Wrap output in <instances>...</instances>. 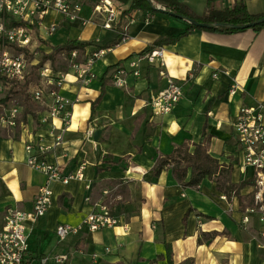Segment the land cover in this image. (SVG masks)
Masks as SVG:
<instances>
[{"label":"crops","instance_id":"obj_1","mask_svg":"<svg viewBox=\"0 0 264 264\" xmlns=\"http://www.w3.org/2000/svg\"><path fill=\"white\" fill-rule=\"evenodd\" d=\"M76 1L82 6L79 18L87 24L68 22L52 12L34 27L37 44L44 46L41 41H45L58 46L78 40L105 45L119 33L122 39L94 61V77L87 86L76 80L69 61L65 60L68 70L58 71L64 76L59 93L77 102L71 107V125L63 142L49 152L48 160L59 165L64 176L81 163L85 167L81 181L52 183L45 216L27 224L32 264H38L40 257L56 255L67 256V264H168L160 257L166 245L173 264H264V220L259 210L248 212L255 204V173L241 168L233 128L240 108L264 104V29L232 35L192 31L162 48V66L142 63L140 77L128 76L126 89L107 82L92 113L109 68L120 63L119 68H127L130 56L139 55L158 38L178 35L186 25L161 13L146 19L137 11L120 18L132 0L126 4L112 0L119 15L105 29L107 14L94 10L100 0ZM182 1L196 16L206 10L207 0ZM236 2L222 0L215 9ZM246 8L252 15L264 14V0H247ZM51 23H57V31L64 36L54 43L45 31ZM93 50L90 47L78 55L77 62L84 63ZM167 78L180 84L182 97L170 113L154 116L149 103L166 88ZM232 85L236 86L233 96L228 92ZM34 104L35 119L30 114L23 118L22 111L15 128L0 127V225L5 209L31 211L33 198L45 183L43 174L27 166L24 146L37 138L52 146L61 127L59 120L47 125L39 122L48 100ZM205 123L212 136L208 154L224 164L234 162L231 183L253 181L240 190V198L234 194L227 198L208 179L197 187H182L170 170L150 177L157 161L179 146L186 144L192 150ZM51 128H55L53 134ZM89 130L101 131L97 141L85 137ZM105 190L112 192L120 226L82 231L60 241L55 227L80 224L91 210L90 203L101 200ZM123 225L128 226L127 233Z\"/></svg>","mask_w":264,"mask_h":264},{"label":"built area","instance_id":"obj_2","mask_svg":"<svg viewBox=\"0 0 264 264\" xmlns=\"http://www.w3.org/2000/svg\"><path fill=\"white\" fill-rule=\"evenodd\" d=\"M81 4L76 0H0V39L11 45L13 51L10 53L0 45V84L10 89L12 85L22 84L28 75V69L32 62L27 52L32 54L37 47L34 27L41 25L45 17L54 12L62 16L68 22L79 21L82 26L87 23L80 20ZM163 9L162 7H157ZM96 12L107 14L105 29L118 19V9L112 0H100L95 6ZM10 20L28 24L8 26ZM58 30L57 23L49 24L45 31L47 36H53ZM27 51V52H26ZM105 49L94 51L84 63L77 62L78 54L72 52L68 61L76 80L83 86H87L94 77L91 68L94 61L104 55ZM163 49L157 48L150 53L131 58L127 68H118L112 74V85L117 88L126 89L127 78H139L142 63L163 65ZM163 76H165L163 74ZM215 77V76H213ZM37 83L28 84L27 93L31 95L34 103H44L48 100L46 111L39 119L40 124L47 125L53 120H59L61 127L54 138L52 146H46L41 138L24 146L27 166L45 177V183L40 187L33 198L31 211L20 212L11 208L5 209L2 223L0 225V264H32L29 256L27 224L35 219L44 217L51 205L52 190L50 185L54 182L67 185L70 180L81 181L85 164L81 163L77 170L68 176L62 174L59 165L49 162V152L59 147L64 135L71 125V107L77 100L63 97L59 91L64 82L62 73L53 72L50 61H46L37 70ZM167 86L156 97L152 98L149 107L154 116H162L171 112L182 97L180 84L167 78ZM229 95L236 93V86L232 85ZM22 106L0 105V127L15 128L18 124ZM237 145L240 149L241 168H250L255 173L254 178V207L248 212L260 211L264 220V104L256 107H242L235 115L233 124ZM55 128H51L53 134ZM87 139H92L93 131L85 133ZM110 191H103L101 200L90 203L91 210L80 224L64 225L55 227V235L60 241L69 236H77L82 231L94 233L101 230L113 229L120 226V216L114 213L112 208L113 195ZM90 202L89 198H85ZM247 221V218L244 219ZM124 232H128V226H122ZM52 260L55 264H67V256L56 255L53 257L43 256L38 264H48Z\"/></svg>","mask_w":264,"mask_h":264},{"label":"trees","instance_id":"obj_3","mask_svg":"<svg viewBox=\"0 0 264 264\" xmlns=\"http://www.w3.org/2000/svg\"><path fill=\"white\" fill-rule=\"evenodd\" d=\"M221 1L222 0H207L206 10L203 15L196 16L184 5L182 0H132L129 4L128 10L122 12L120 18H123L132 12L138 11L144 18L150 19L152 16L160 13V11L156 9L157 6H161L163 8L164 15H167L169 17H171L172 14L180 15L188 21H194L199 24H226L230 26H243L253 23L264 16V14H250L246 8L247 0H237V2L231 7L219 10L215 9V5ZM121 2L123 4H126L127 1L121 0ZM180 21H182L186 25V28L183 32L179 33L176 36L168 38H158L153 43H151L142 53L137 56L132 55L127 60L134 57L144 56L157 48H163L167 45H173L179 39L187 36L189 33L195 30L221 33L225 35H232L248 30H239L235 28L224 27H213L210 29H206L193 26L185 20ZM18 25H24L26 27L33 28V26H29L28 24L14 22L12 20H10V22L8 23V26ZM263 29L264 23L250 28V30L254 31L255 33H259ZM121 39L122 36L119 33V35H117L115 39L106 43L105 45H97L91 42L84 43L79 42L78 40H68L62 45L50 46L47 42L41 41V43L48 49V52L45 53L41 51V60L38 62L37 66H35L34 69L36 70L40 68L46 61H50L53 72H56L54 69V62L58 55L64 58V60L68 61L69 55L72 52H76L78 55H83L90 47L94 48L93 52L100 49L112 48L118 45L121 42ZM0 45L4 47H11V45H9V43H7L3 39H0ZM93 52H91V54ZM120 66L121 63L109 68L108 72L101 79V93L98 98L92 103V113L94 111V105L99 101L101 95L103 94L104 86L107 84V82L112 81V75L110 74V72L115 71ZM31 73L26 76L22 84L12 85L10 88L11 91L16 89L17 86H19L23 91L26 90L28 84L32 82L31 78L33 76V72ZM8 100L9 98L5 97L4 99L0 100V104L6 105ZM22 107L23 118H25L27 114L32 115L33 119L36 118V115L32 113V110L29 109L27 105H24ZM211 138L212 136L208 133L207 124L205 123L202 128L200 139L197 143L192 145V150H190V148L186 144L179 146L169 155L157 161L156 165L152 169L150 177L157 178L162 171L170 170L173 177L177 180V182H179L182 187H197L204 179H208L214 182L216 185V189L227 198L233 194L240 198V190H242L246 186L253 185V181H240L237 184L231 183L230 174L234 162L224 164L221 163L218 159L212 158L208 154V148L210 146ZM147 179L149 178L147 177ZM160 257L165 258L168 264H173L171 250L168 245H166L165 255Z\"/></svg>","mask_w":264,"mask_h":264},{"label":"rangeland","instance_id":"obj_4","mask_svg":"<svg viewBox=\"0 0 264 264\" xmlns=\"http://www.w3.org/2000/svg\"><path fill=\"white\" fill-rule=\"evenodd\" d=\"M61 32L62 31H57V33H55L54 36L50 37L51 42L55 41L60 36H63ZM37 47L38 48L33 50L32 54L29 55V53H27L29 60L32 62V65L28 69V74L33 72V76L31 78L33 85L35 83H37V81H38L37 80L38 79L37 78V70L38 69L35 70L34 68H35V66H37L38 62L41 60V56H42L41 51L45 52V53L48 52V49L46 47L42 46L40 43L37 44ZM4 49L8 50L10 53H16L15 51L12 50V48H9V47H5ZM66 65H67L66 61L64 59H62V57L60 55H58L55 62H54L55 71L56 72L57 71H65L67 69ZM27 90H28V88L23 91L19 86H17L16 89L11 91V89L5 88V86L0 84V100L4 99L5 97H8L9 100H8L7 104H9V105H16V106L27 105L29 107V109H33L35 107V104L32 101L31 95L27 93ZM35 244H36V242L33 243L34 246H35Z\"/></svg>","mask_w":264,"mask_h":264},{"label":"water","instance_id":"obj_5","mask_svg":"<svg viewBox=\"0 0 264 264\" xmlns=\"http://www.w3.org/2000/svg\"><path fill=\"white\" fill-rule=\"evenodd\" d=\"M156 9L159 10L161 14H163V9H159L157 7H156ZM171 17H173L175 19H178V20H185V21H187L188 23H190L193 26H197V27H200V28H206V29H210V28H213V27H224V28H235V29H239V30H244V29H250L252 27H255L257 25H260V24L264 23V16L262 18H260L259 20L253 22V23H250V24H247V25H243V26H230V25H226V24H199V23L194 22V21H190V20L188 21L185 18H183L182 16L176 15V14H172ZM100 134H101L100 130H97V131H95L93 133L94 141H97V139L100 136Z\"/></svg>","mask_w":264,"mask_h":264}]
</instances>
